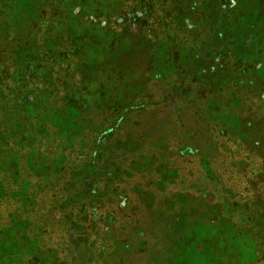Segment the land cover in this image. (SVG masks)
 <instances>
[{"label": "rangeland", "instance_id": "obj_1", "mask_svg": "<svg viewBox=\"0 0 264 264\" xmlns=\"http://www.w3.org/2000/svg\"><path fill=\"white\" fill-rule=\"evenodd\" d=\"M138 2L0 0V93L30 91L39 118L0 139V264H264V0L114 25ZM220 124L243 148L216 174ZM64 168L51 230L42 184Z\"/></svg>", "mask_w": 264, "mask_h": 264}, {"label": "trees", "instance_id": "obj_2", "mask_svg": "<svg viewBox=\"0 0 264 264\" xmlns=\"http://www.w3.org/2000/svg\"><path fill=\"white\" fill-rule=\"evenodd\" d=\"M1 6L4 7L5 4L2 3ZM2 7H0V8H2ZM174 9H175L174 0H161L160 3L157 2L156 0H139L137 7L135 9L131 10L130 12L126 13V15L117 18L114 21V25L125 26V25L135 24V25L146 28V30L148 32H150V31L154 30L155 26H157V25H159V26L163 25V26L168 27L169 26L168 20L173 15L172 11ZM3 55H6V54L4 53ZM41 60L44 61L45 58H41ZM46 62L49 63V62H51V60L50 61L46 60ZM37 64H35V66H32L29 70L34 71ZM38 67H40L39 64H38ZM51 83L52 82H50L48 85H51ZM39 92H43V90H41V89L37 90V93H39ZM17 99L21 100L20 104L17 102L15 104V98H3L2 93H0V139H1L3 134L9 132L10 130H14L16 125L17 126L20 125L21 128H23L26 131H29V130L34 131L35 128L38 126L39 118H38L37 114L32 115L30 112L32 109L35 108L34 100L37 99V96H33L32 93L29 91L26 94H19L18 93L16 95V100ZM15 116H19L20 119L19 120L16 119ZM16 122H17V124H16ZM106 131H111V128L106 130ZM106 131L100 135L99 143H106V142H104V140H106V139L109 140L111 138V134L113 132L108 133V134H104V133H106ZM220 132H221V135H219L216 138L220 141L219 146L222 147L221 149L226 154V157H225V159H222V160H220L218 158V160L215 161V167H216L215 173L216 174L218 171H220V168H221L220 164L227 162L234 155L240 156L242 148H243V143H241V141L238 140L237 138H235V140H236L235 143L237 145H234L233 147H230V145H229L230 137H228V139H226V140L223 139V137L229 135V133L227 132L226 128L223 125H221ZM51 153L52 152L47 151V154H48L47 158H49ZM88 157L89 158H86V161L89 164L94 163L95 156L90 157V155H89ZM47 161H48V159H47ZM47 161L44 163H48ZM21 167L24 168L25 163H21ZM65 169L66 168H64L62 170V172H63L62 175H60L56 180H54V182L49 181L50 186H53L54 190H48V185L46 184V182L42 184V186H45V189H46L45 194L47 192H48V194L51 193V195L53 197V199L49 198L48 201L45 202L46 207L48 208V211L45 214H42V217L44 219V222L42 224L45 226V224L48 223L47 227L51 230H53V228H55L56 223L60 219L63 221L64 216L66 215V211H67V208L63 207V204L65 203V201L68 197V192L64 186V184H65L64 181L66 179L65 178L66 176L63 174L66 173ZM206 172L211 179L216 177V176H212L214 173L212 168H211V170H209V168H208L206 170ZM41 182H43V181L41 180ZM242 188H243V186L240 185L238 187V192L234 191L235 196L244 198L242 196H239ZM36 191H37L36 186H32V184H31V188L28 192L29 196H33L34 198L38 197V193H36ZM8 196H9V192H8ZM8 200H9V198H8ZM1 203H2V199L0 200V215H2V213H4L2 208H1L2 207ZM250 203H251V201L248 200V202H246L245 206L250 207V206H248ZM37 206H38L37 211H39V212L44 211V209L41 207L42 203L41 204L38 203ZM71 207L74 208L75 206L71 205ZM82 210H84L83 213H91V215H95L97 210H98L97 203H93L91 205L88 204L87 206H84V208ZM70 211L73 213V209ZM47 232H48V230H47Z\"/></svg>", "mask_w": 264, "mask_h": 264}]
</instances>
